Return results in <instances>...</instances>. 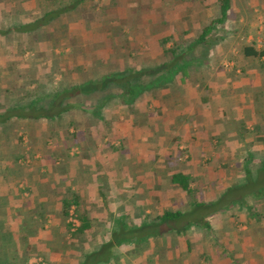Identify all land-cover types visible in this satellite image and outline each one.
<instances>
[{"label": "crops", "instance_id": "obj_1", "mask_svg": "<svg viewBox=\"0 0 264 264\" xmlns=\"http://www.w3.org/2000/svg\"><path fill=\"white\" fill-rule=\"evenodd\" d=\"M35 1L0 0V30L33 22ZM94 1L113 9L99 32L107 43L92 49H124L131 59L120 65L141 67L175 48L181 69L131 108L110 107L89 131L81 121L77 157L66 144L34 156L36 147L14 141L2 154L11 140L0 127V264H264V197L241 198L247 177L264 180V54L246 52L264 53V0ZM72 15L61 16L62 28L87 39L82 25L66 21ZM168 212L180 216L166 220ZM116 220L123 224L112 234Z\"/></svg>", "mask_w": 264, "mask_h": 264}, {"label": "trees", "instance_id": "obj_2", "mask_svg": "<svg viewBox=\"0 0 264 264\" xmlns=\"http://www.w3.org/2000/svg\"><path fill=\"white\" fill-rule=\"evenodd\" d=\"M43 1L44 3L38 0L37 10L39 13L37 16L33 15V22L12 21L8 30H0V46L6 47L4 51H11L9 45L17 41L20 60L22 61L25 52L34 51V61L40 64L33 68L25 65V69H21V67H17V62L14 64V70L12 67L11 70L6 69L4 71H2L3 66L0 64V74L1 72L11 74V81L9 82L0 79V127L4 124H10L8 123L10 121L13 123L18 120L32 121L37 126L39 123H43L46 125L47 139L54 138L59 143H69L75 147L81 140L83 133L79 131L76 118L70 117L68 114L70 115L78 109L84 110V112L82 111L84 118L85 115H90L93 118V120L87 118L83 122L87 127L85 131H89L88 127L91 124L104 122L105 112L115 104L120 102L122 105L131 108L145 93L163 89L165 86L173 84L174 73L181 69L175 60H179L181 55L175 48L164 50L163 56H171V59L169 62L157 66L125 67L119 71H108L106 72L107 75L102 77L80 79L81 74L79 73L84 72L86 74L89 63L96 66L97 59L102 52L111 54L110 48L106 51L90 50L89 43L93 40L92 36H95L97 32L96 28L107 29L108 24L112 23V19L103 16L107 12H111L113 3L99 10V6L94 0ZM49 2H52L54 6L48 5ZM229 8V1H227L222 6L223 15L227 14ZM72 10L74 15L67 16L66 21L73 27L82 25L86 30L87 39L77 32H73L71 37L70 33L62 28L61 16ZM106 33L111 37L115 35L111 32ZM119 33H121V29L119 31L116 29L115 36H118ZM102 35L103 38H106L104 34ZM205 36L206 34L203 38ZM103 38L101 40L104 41ZM39 44L49 45L52 50L64 46L65 51L51 57L52 65L45 67L40 63L45 59L44 54L40 51L45 50L46 47L39 49L37 47ZM70 46V50L66 53L67 47ZM192 50L188 51V55L192 54ZM246 52L254 56L264 54L258 52L254 47H247ZM141 55L144 57V53ZM55 71H58L63 79L57 85H53ZM159 71H166L167 76L157 77ZM75 75L79 76L78 79L73 77ZM6 85H8L5 89L7 91L4 92L2 88ZM13 96L22 97V100L10 101L9 99ZM28 99L30 100L27 102ZM87 100L94 103H88V106ZM153 100L157 99L154 98ZM71 146L66 148V151L71 149ZM172 180L174 184L183 187L189 185L188 183L185 184L186 181H183L181 177H173ZM177 216L180 214L168 212L165 219H175Z\"/></svg>", "mask_w": 264, "mask_h": 264}, {"label": "rangeland", "instance_id": "obj_3", "mask_svg": "<svg viewBox=\"0 0 264 264\" xmlns=\"http://www.w3.org/2000/svg\"><path fill=\"white\" fill-rule=\"evenodd\" d=\"M32 1V0H31ZM36 2V5H37V3H39L38 2V0L37 1H35ZM41 2H43L44 3V1L43 0H41ZM48 5H53L52 4V2H49L48 3ZM54 6V5H53ZM53 6H50V7H53ZM29 7H31V4L29 5ZM102 7H99V10L101 9ZM38 11V10H37ZM39 13V12H38ZM38 13L37 14H35L36 16L38 15ZM34 15V14H33ZM34 17V16H33ZM14 21V20H13ZM262 24H264V23H262ZM100 29H98V28H96V30H97V32H96V34H95V36H92V41H91V43H89V47H90V50H92V48H91V46L93 47L94 46V44H95V42L96 43H98L99 41H100V39L101 38H103V33H99V32H102V27H99ZM86 31V30H85ZM127 31H130L129 29H127ZM128 36H130V34H127L126 35V38L128 39ZM261 38H259L260 40L258 41V44L259 45H262V44H264V37H263V34L260 36ZM104 39V42L105 43H107L106 41H105V39L106 38H103ZM15 44H17V41H14L13 42V44H12V46L10 47L11 48V50L13 49V51H14V53L13 54H11V51H4L5 49H4V47L3 48H0V64H2V66H3V68H2V71H4V70H6V69H8V70H11V68L13 67V69L12 70H14L15 69V67H14V64L15 63H17L18 62V64H20L21 63V61H20V58L18 57V48H16V47H13ZM83 45L85 44V43H82ZM83 45H82V47H83ZM118 45V44H117ZM1 47V46H0ZM70 48H71V46L70 47H68V50L66 49V53L70 50ZM41 49H43V48H41ZM93 50H95V49H93ZM98 50V49H97ZM65 50H64V48L63 47H57L55 50H52V48H50V49H45V50H42V51H40V52H42L43 54H44V57H45V59H43V61L42 62H40L41 64H42V66H45V67H50V65H52V63H51V61H53V60H50V58L51 57H54L55 55H59L60 53H63ZM104 51V50H103ZM106 51V50H105ZM144 51H141V50H138V49H136V48H134V49H132V52L131 53H134V55H136L137 57H136V59H138V61L139 62H141V64H143L144 63V58H143V56L141 55V53H143ZM7 55V56H6ZM3 56H6V57H9L8 59H6V60H8V61H2L1 60V58L3 57ZM156 57V59H155V61H153L150 65H148V66H145L144 65V67H153V66H157V65H159V64H162V63H166V62H169V60L171 59V56H168V55H161L160 57H157V55H155ZM191 56H188V58H190ZM13 58H19L18 60H14ZM34 59H35V52L34 51H27V52H25L24 53V55H23V59H22V61H23V66H21V64L20 65H18L17 67H20L21 66V69H25V65L27 66V65H29V67H31V68H33L34 66H36V65H40L39 64V62H35L34 61ZM124 59H131V57L130 56H128V51H126V50H124V49H122V50H119V49H116L114 52L111 50V54H107V52H102L101 53V55H100V57H98V59H97V64H96V66L95 65H91L90 63L88 64V71L86 72V74H84V72H82V73H79V74H81V78L80 79H82V78H84V77H86V78H95L96 76H98V77H102V76H105V75H107L106 74V72H108V71H119V70H122L123 68H125V66H123V65H120V63H121V61H123ZM106 60H108L109 62H108V64L107 63H105V61ZM121 60V61H120ZM124 63V61L121 63V64H123ZM32 65V66H31ZM143 66V65H142ZM141 66V67H142ZM95 67V68H94ZM133 67V66H132ZM55 70H57V69H55ZM24 71V70H23ZM56 73H54V75H53V78H54V80H53V85H57L58 83H60L61 81H63V79H62V75L60 74V73H58V71H55ZM75 79L77 78L78 79V77L79 76H73ZM72 77V78H73ZM0 79L2 80V81H11V74H7V73H4V72H1V74H0ZM174 84H176V83H174ZM7 87H8V85H6L5 87H4V89H7ZM5 91H7V90H4V92ZM18 96H20V95H18ZM10 101H13V102H16L17 100H22V97L20 98V97H11L10 99H9ZM30 99H28L27 100V102L29 101ZM84 101V100H83ZM85 102V101H84ZM86 103H87V105H88V103H94L93 101L91 102V101H89V100H87L86 101ZM5 104H8V103H5ZM6 107H8V105H5ZM89 106V105H88ZM84 112V111H83ZM83 112L81 111V109H78L77 111H73L72 113H70V115L68 114V116H72V117H75L76 118V120L78 121V124L80 125V122L82 121V123L83 122H85V120L88 118V119H90V120H93V118L90 116V115H85V118H84V114H83ZM88 113V112H87ZM68 119V118H67ZM34 123L35 122H32V121H26V122H23V121H19L18 120V122H13V124H6V125H4V126H1L2 128H3V130H4V135L2 136V138L5 140V142L6 141H8V140H11V144H5V147H2L1 149H2V154L3 153H5V151H7L8 150V152L10 153L11 151H14V149H13V145H12V142L14 141V142H16V143H19V142H25L26 144L25 145H30V147L32 146H34V147H36L35 149H32V150H30L32 153H35V151H36V153H35V155L34 156H36L38 153H39V150L41 149V150H43V147H44V145L45 146H50V147H54V146H56V145H58V143L59 142H57V140H55L54 138L53 139H50V138H48L47 140H46V138H45V140H43L44 139V135H42V134H38V131L39 130H41L42 128H43V126H33L34 125ZM98 123V122H97ZM43 124V123H42ZM84 124V123H83ZM40 125V124H39ZM6 129H7V131H6ZM34 129H35V132H34ZM20 135H22V136H20ZM20 138V139H19ZM19 140H21V141H19ZM9 142V141H8ZM13 142V143H14ZM39 142H40V144L42 145V147H41V145H40V147H39ZM60 144L62 145V143L60 142ZM69 146H71V144H69V145H67L66 144V147L68 148ZM17 151H19V149L17 150ZM71 151H72V155L73 156H78V155H80L79 153H80V145L78 144V145H75V147H74V145L73 146H71ZM180 151H182V153H183V156L182 157H184V159H187V157H189V156H191V151L190 152H187L188 150L187 149H184V150H180ZM187 152V153H186ZM1 153V152H0ZM21 153V152H20ZM24 153V152H23ZM40 154V153H39ZM41 155V154H40ZM32 161L33 160H35L34 159V157L31 159ZM255 174H257L256 172L250 177V179H251V184L248 182L250 179L247 177L245 180H244V182H243V185H244V192H246L245 190H248L247 191V193L246 194H242V196H241V198H246L247 200H251V201H253L255 198H256V200L257 199H259V198H261V197H264V193H262V187H260V188H253V184L252 183H254L255 184V182L258 180V182L257 183H261V185L264 187V180H263V178L262 179H260L259 178V174L257 175V176H254ZM247 180V181H246ZM247 182V183H246ZM258 185H256V187H257ZM264 189V188H263ZM241 194H237V195H235L236 197H238V196H240ZM246 203H249L248 201L246 202ZM250 203H253V202H250ZM254 204V203H253ZM251 209H254V208H251ZM249 210V209H248ZM246 211V210H245ZM253 212V211H252ZM121 224H123L120 220H116V222L114 223V227H113V231H112V234L114 233V232H116L117 230H118V228H119V226L121 225ZM129 226V225H128ZM111 234V235H112ZM107 236H109L108 235V233H107ZM157 236H159V235H152L151 236V238H152V240H154V239H157L158 237ZM115 238V237H114ZM132 239H134V238H132ZM162 239H159V241H161ZM148 243H150L151 244V247H152V245H153V243H152V241H150L149 239H147V238H145V247L148 245ZM139 245H143V243H140ZM113 250H114V247H113ZM113 250H111V253L112 254H114L115 252L113 251ZM8 260L9 259H7L6 258V260L4 261L3 260V263H5L6 261L8 262ZM0 261H1V259H0ZM39 262V261H38ZM106 262H107V260H106ZM39 263H41V262H39ZM9 264H15V262L13 261V259L12 260H10V263Z\"/></svg>", "mask_w": 264, "mask_h": 264}]
</instances>
